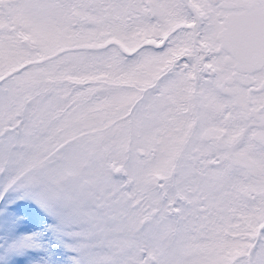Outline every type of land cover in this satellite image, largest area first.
I'll return each mask as SVG.
<instances>
[{"label": "snow or ice", "instance_id": "obj_1", "mask_svg": "<svg viewBox=\"0 0 264 264\" xmlns=\"http://www.w3.org/2000/svg\"><path fill=\"white\" fill-rule=\"evenodd\" d=\"M0 264H264V0H0Z\"/></svg>", "mask_w": 264, "mask_h": 264}]
</instances>
